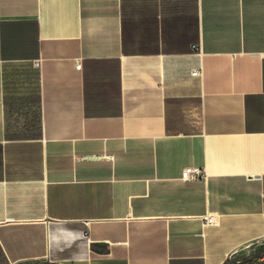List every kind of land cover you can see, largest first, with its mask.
I'll use <instances>...</instances> for the list:
<instances>
[{
	"label": "crops",
	"instance_id": "obj_1",
	"mask_svg": "<svg viewBox=\"0 0 264 264\" xmlns=\"http://www.w3.org/2000/svg\"><path fill=\"white\" fill-rule=\"evenodd\" d=\"M261 250L264 0H0V264Z\"/></svg>",
	"mask_w": 264,
	"mask_h": 264
},
{
	"label": "built area",
	"instance_id": "obj_2",
	"mask_svg": "<svg viewBox=\"0 0 264 264\" xmlns=\"http://www.w3.org/2000/svg\"><path fill=\"white\" fill-rule=\"evenodd\" d=\"M196 48V47H195ZM34 66L36 68L40 67V61H35L34 62ZM75 68L79 70L80 68V62H77L75 65ZM193 76H199L200 75V71H193L192 72ZM180 178L184 181H190L192 179H205L204 178V174L203 171L199 168H195V167H190V168H186L181 172ZM216 217L212 216V215H208L207 217H203V222L204 224L207 225H215L216 224Z\"/></svg>",
	"mask_w": 264,
	"mask_h": 264
},
{
	"label": "water",
	"instance_id": "obj_3",
	"mask_svg": "<svg viewBox=\"0 0 264 264\" xmlns=\"http://www.w3.org/2000/svg\"><path fill=\"white\" fill-rule=\"evenodd\" d=\"M263 253V251H259V252H256V254H253L251 256H248L247 258L241 260L240 262L236 263V264H244V263H247V262H250V261H253V260H256V258L260 257V255ZM43 264H54V263H43Z\"/></svg>",
	"mask_w": 264,
	"mask_h": 264
},
{
	"label": "rangeland",
	"instance_id": "obj_4",
	"mask_svg": "<svg viewBox=\"0 0 264 264\" xmlns=\"http://www.w3.org/2000/svg\"><path fill=\"white\" fill-rule=\"evenodd\" d=\"M261 251H263V253H264V250H261ZM253 254H255V253H253ZM252 254H250V255H248V256H251ZM242 260V259H241ZM240 262V261H239ZM227 264H232V263H227Z\"/></svg>",
	"mask_w": 264,
	"mask_h": 264
}]
</instances>
